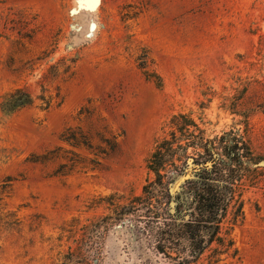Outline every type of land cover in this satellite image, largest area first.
Masks as SVG:
<instances>
[{"label": "rangeland", "instance_id": "rangeland-1", "mask_svg": "<svg viewBox=\"0 0 264 264\" xmlns=\"http://www.w3.org/2000/svg\"><path fill=\"white\" fill-rule=\"evenodd\" d=\"M206 163L193 254L160 216ZM0 264H264V0H0Z\"/></svg>", "mask_w": 264, "mask_h": 264}, {"label": "trees", "instance_id": "trees-1", "mask_svg": "<svg viewBox=\"0 0 264 264\" xmlns=\"http://www.w3.org/2000/svg\"><path fill=\"white\" fill-rule=\"evenodd\" d=\"M181 151L185 153V150ZM189 164L191 165L190 162ZM182 173H178V175ZM181 177L171 183L172 189L169 186L166 190L167 197H165V200L167 208L163 215L160 216V219H163L162 226L165 229L162 230V227H159V229L171 234V231L174 230L170 229L173 225L172 222L183 220L186 217L194 220L199 219L198 221L205 225L203 228L197 229L198 234L206 230L208 224L214 226L218 224L221 216L226 214L228 201L231 196L232 178L224 171L222 173L216 171L212 168V165L209 168L190 171L189 176L182 181H180ZM178 181L180 183L175 189L174 185ZM167 229H170L169 232ZM198 234H195L196 236L194 237H186L188 242L194 240V243L190 242L193 250L198 246ZM169 236L173 237V235Z\"/></svg>", "mask_w": 264, "mask_h": 264}, {"label": "flooded vegetation", "instance_id": "flooded-vegetation-1", "mask_svg": "<svg viewBox=\"0 0 264 264\" xmlns=\"http://www.w3.org/2000/svg\"><path fill=\"white\" fill-rule=\"evenodd\" d=\"M205 166H207V167H210L211 166V163H206V164H204V165H201V166H197V167H195L196 168V170H194L193 169V171H197V170H199V169H202V168H204ZM206 168V167H205ZM199 219H197V220H194L193 218H189V217H186V218H184L183 220H178V221H175V222H172V227L170 228V229H174L175 227H178L180 224H181V226H182V230H184V233L186 234V231H187V234H186V237L188 238V237H194V236H196L195 234H198V232H197V229L198 228H203L205 225L204 224H202V223H200L199 221H198ZM216 225V224H215ZM213 226L214 225H211V224H208L207 225V229L206 230H204L203 232H199V234H198V236H197V239L199 240V242H200V244H199V242H198V246H197V248H195V250H193V248H192V250L193 251H191V253H193V254H197V252H200L201 251V248H202V246H203V244H204V240H205V238L208 236V235H213L214 234V231H212L211 230V228H213ZM169 229V230H170ZM169 230L167 229V231L169 232ZM165 233V232H164ZM175 233V231H171V234H174ZM170 234V235H171ZM176 234V233H175ZM164 237L166 238V239H168V240H173V237L171 238L170 236H169V233H165L164 234ZM211 238V236H209V239ZM190 242H192V243H194V240H191ZM189 242V244L191 245V243ZM197 243V242H196ZM192 246V245H191ZM200 249V250H199Z\"/></svg>", "mask_w": 264, "mask_h": 264}, {"label": "water", "instance_id": "water-1", "mask_svg": "<svg viewBox=\"0 0 264 264\" xmlns=\"http://www.w3.org/2000/svg\"><path fill=\"white\" fill-rule=\"evenodd\" d=\"M182 180H183V179H181V181H182ZM179 183H180V182H178L175 186L177 187V186L179 185Z\"/></svg>", "mask_w": 264, "mask_h": 264}]
</instances>
